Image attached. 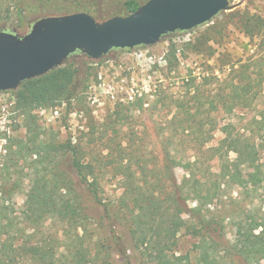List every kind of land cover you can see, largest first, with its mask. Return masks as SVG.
Segmentation results:
<instances>
[{
    "label": "rangeland",
    "instance_id": "rangeland-1",
    "mask_svg": "<svg viewBox=\"0 0 264 264\" xmlns=\"http://www.w3.org/2000/svg\"><path fill=\"white\" fill-rule=\"evenodd\" d=\"M122 1L0 0V31L23 35L35 20L62 15L63 9L82 6L74 13L92 16L93 11L113 9ZM253 20L261 29L250 38L245 26H253ZM257 55L264 57V0H245L235 10L191 31L165 36L154 46L114 50L99 62H90L83 92L69 105L34 109L28 118L29 132L26 120L15 111L14 96L1 93L0 167L5 168L0 170V182L20 186L11 198L19 228L33 235L32 242H52L56 264L71 258L67 247L79 239L91 250V264H126L122 250L130 264L149 263L135 250L132 221L141 214L140 206L149 204L152 193L168 199L175 186L186 185L180 190V217L190 230L199 228L201 220L213 222L211 245L229 250L237 224L247 228L264 220V189H255L243 169L230 168L234 174L230 179L222 177L220 168L234 160L229 144L243 134L255 145L259 170L264 172V67L259 68L263 74L259 79V71L250 65ZM234 70L250 75V94L242 90V81L237 83ZM225 95L231 111L221 107ZM210 102L216 108H210ZM27 134L62 148L50 149L43 165L28 155V142L22 146V157L4 156L16 138L25 140ZM77 168L94 186L99 203L76 176ZM190 176L200 183L192 196L186 190L193 180L185 183ZM54 182L65 184L69 199L75 196L85 218L68 217V202L61 199ZM213 194L206 203L203 197ZM51 201L59 214L41 218L42 211L53 208ZM164 206L172 212V203ZM100 245L105 250H99ZM197 249L198 239L181 229L175 255L189 257L183 264H198ZM254 259L252 264H264L261 255L254 254ZM233 261L225 254L221 262Z\"/></svg>",
    "mask_w": 264,
    "mask_h": 264
},
{
    "label": "trees",
    "instance_id": "trees-1",
    "mask_svg": "<svg viewBox=\"0 0 264 264\" xmlns=\"http://www.w3.org/2000/svg\"><path fill=\"white\" fill-rule=\"evenodd\" d=\"M140 5L142 4H140L139 0H124L113 9H105L99 12L93 11L94 15H92V17H94L96 21H104L115 16H127L137 10ZM81 8L82 6H75L70 9H63L60 12L62 15L71 14L74 13V9H78L79 11ZM250 20L252 19H247V21ZM251 23H253V26H245V32L250 38H252L256 32H260L261 29L260 22L253 20ZM90 62L92 61L88 60L83 54L76 52L69 56L63 66L51 70L44 76L23 82L15 91H8L14 96L15 111L18 112L19 116H23L24 120L27 122L25 128L28 132L31 130V124L28 123L31 122V120L29 121L28 118L34 109L38 107L54 106L56 103L60 104L62 102H66L69 105L72 99L77 97L80 92H83L90 75ZM250 62V65H253L254 68L256 67L259 71L257 77L260 79L263 74L259 68L264 67V57H259L258 55L253 56ZM231 72L237 73V83L242 81L244 83L243 86H241L242 90L250 94L251 91H253L251 83L247 81V79H251L250 75L248 73L245 74V71H241L240 74H238L239 71L235 70ZM228 99L229 96L225 95V97L220 98V103H222L221 107L225 108L224 110L228 109V111H231L233 106L226 103ZM212 107L216 108L214 103L210 102V108ZM176 108L183 110L179 104H177ZM183 112L185 113V110H183ZM176 117L177 113L173 118L176 119ZM189 120L190 119H186V122ZM30 135L31 134H27L28 141L27 139L16 138L14 143L10 145L9 151L5 152L4 156L7 155L10 159L22 157L24 153H22V146L28 142V155L34 158V163L43 165L45 159L49 157L48 154L50 149L62 148V146H58L53 142L39 140V135L35 134L32 139ZM12 147H15V150H12ZM228 148L234 152V160L230 164H227V167L223 166V164L220 165V168L224 170V172H221L222 177L227 175L228 178L232 179L234 174H230V168L237 167L245 170L249 183L252 184L255 189L257 187L264 189V172L259 170L258 151L255 145L250 142V139H247L241 134L231 140ZM186 166L189 168L190 164L187 163ZM4 168L5 165H1L0 170ZM186 171L189 172L188 169H186ZM76 176L81 183L85 184L93 200L99 203L94 186L85 180L86 178L83 177L82 171L79 168L76 170ZM187 182L191 183L188 184ZM185 183L191 187L189 192L188 189L186 190L187 193H189L188 195H196L198 192V185L200 184L199 181L196 180L194 176H190L188 180H185ZM57 184L54 182V187L62 192L60 194L61 199L68 202L67 204L65 203L68 206L65 212L68 217L76 219L85 218V215L82 214V207L75 196L69 199L70 193L65 184L61 185L59 182ZM183 187L185 188L186 185L182 187L181 185L180 187L175 186L171 198L168 199H159L158 196H154L152 193L151 197L148 199L149 204L147 206H140L141 214L132 221L133 229H130L131 239L135 250H138L141 255H145L146 258L150 260L149 263L145 262V264H183V260H187L189 257L187 255L177 256L173 252V248L176 246L177 234L181 229L188 232L191 231L192 236L198 239V264H222L221 261L225 254L233 258L234 261L230 264H238L240 263L239 261L245 264H252V261L255 260L254 254H259L264 258V220H256L253 225H248L247 228L241 226V224H237L234 244L230 246L229 250H218L217 246H212V233L214 231V228H212L213 222L201 220L198 222L199 228L190 230V228L186 226L185 221L180 217L181 208L179 206V201L182 199L180 190ZM19 189L20 186L17 183H13L8 187L0 182V264H56V251L52 245L53 243L50 241H45L44 244L32 242L31 237L33 235L26 233L24 228H19V223L15 222L16 218H13L15 211L11 198ZM213 197H215V194L212 196H204L203 198L206 203H209L212 201ZM203 198H200V204ZM166 202L169 204L172 203V212L168 207L164 206ZM50 204L53 208L42 211L39 214L41 218L44 217L45 214H49L53 217L59 214L56 213V210L54 211L55 205L53 201H51ZM104 211H106V208ZM107 220L111 222L109 218ZM208 242H210V244H208ZM102 248L105 250V246L103 247V245H100L99 250ZM67 250L71 258L68 259L66 257L64 264H91V250L84 248L83 240L79 239L72 247L68 246ZM125 253L126 250H122V254L124 255L123 259L126 261V264H130L129 258ZM251 259L253 260L251 261Z\"/></svg>",
    "mask_w": 264,
    "mask_h": 264
},
{
    "label": "water",
    "instance_id": "water-1",
    "mask_svg": "<svg viewBox=\"0 0 264 264\" xmlns=\"http://www.w3.org/2000/svg\"><path fill=\"white\" fill-rule=\"evenodd\" d=\"M245 0H148L127 16L96 21L85 12L42 17L19 35L0 31V94L44 76L79 52L97 62L114 50L156 45L200 27Z\"/></svg>",
    "mask_w": 264,
    "mask_h": 264
},
{
    "label": "built area",
    "instance_id": "built-area-1",
    "mask_svg": "<svg viewBox=\"0 0 264 264\" xmlns=\"http://www.w3.org/2000/svg\"><path fill=\"white\" fill-rule=\"evenodd\" d=\"M129 99H131V97H130ZM59 111H60V108H59V107H58V108H55L54 111H53V114H54L55 116H57L58 113H59Z\"/></svg>",
    "mask_w": 264,
    "mask_h": 264
}]
</instances>
